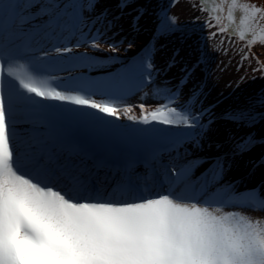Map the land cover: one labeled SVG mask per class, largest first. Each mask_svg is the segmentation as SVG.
Listing matches in <instances>:
<instances>
[{
    "label": "snow or ice",
    "instance_id": "6c2138e0",
    "mask_svg": "<svg viewBox=\"0 0 264 264\" xmlns=\"http://www.w3.org/2000/svg\"><path fill=\"white\" fill-rule=\"evenodd\" d=\"M182 2L204 15L208 39L243 43L247 34L248 50L264 46V0H169L167 7ZM118 6L128 8V0ZM96 7L95 0H0V264H264V185L231 192L227 203L240 211L225 212V201L185 191L191 162L173 159L184 143L201 144L213 124L211 110L197 108L202 89L182 96L198 63L184 69L180 87L162 91L153 84L152 61L142 60L114 77L101 100L86 82L61 87L37 79L77 48H101L115 18ZM237 23L236 36L226 35ZM177 26L178 16L164 11L158 31ZM242 59H252L250 51ZM255 59L253 72L264 73V60ZM144 89L138 116L132 105L121 106L128 92ZM77 109L94 110L96 120L175 129L172 162L161 157L159 168L142 175L117 168L101 181L100 165L80 157L58 131L71 115H86ZM224 119L243 131L228 137L233 155L264 148V93ZM255 211L261 215L253 218Z\"/></svg>",
    "mask_w": 264,
    "mask_h": 264
},
{
    "label": "bare ground",
    "instance_id": "6f19581e",
    "mask_svg": "<svg viewBox=\"0 0 264 264\" xmlns=\"http://www.w3.org/2000/svg\"><path fill=\"white\" fill-rule=\"evenodd\" d=\"M156 1L128 0L129 7L124 9L118 6L120 0H95L96 12L106 13L110 19L115 18V26L113 29H108L101 48L99 50L87 46L77 48L69 53L66 58L69 60V58L75 57L77 63L76 61H73V64L69 62L67 64L70 66L63 67L57 73L46 74L42 72L37 79L47 81V86L59 83L61 87H64V79L66 78H70L73 80V84H77L81 82L78 77L82 80L89 77L86 81L89 90L96 93V98L101 100L108 91V86H105L102 80L99 81L100 78L98 79V77L106 73L111 75L122 74L128 68L127 66L130 67L142 60L150 59L154 65L153 84L163 91L180 87L179 82L185 75L184 69L198 63L199 67L182 87V96H189L193 89H202V94L199 97L201 103L197 105V108L203 106L210 109L209 115L212 116L213 124L209 134L202 140L201 144L184 143L185 147L186 144L188 147L192 144L197 145L196 148L189 150L191 154L186 162H191L190 164L201 163L212 158L214 153L223 155V153L229 152L228 155L233 157V154H231L233 153L232 141L228 137L230 135H242L243 131L225 120L224 117L228 113L249 108L253 101L261 93H264V78H262L264 73L253 72L252 70L257 64L256 57L259 60H264V46L257 44L248 50L246 48V34V40L243 43L237 37L229 44L224 37L217 36L213 39L212 46L203 44L202 49L195 48L190 42L191 35H198L205 40H211L208 39L209 30L200 26L204 20V15L200 16L199 23H193L194 20L188 19L189 9L183 2L178 8L169 9L167 7L169 2L166 4L162 2L159 5ZM164 11H168L169 14L175 13L178 16L176 31H158V28L161 27ZM138 15L140 18L136 21L135 17ZM224 23L227 24L226 21ZM106 27V23L97 25V28L101 30ZM229 27L232 28V31L226 35L236 36L237 31L240 30L239 24L229 25ZM222 40H224L223 43H221ZM64 42L66 43V41ZM110 44H115L117 50L110 51L108 47ZM245 51H250L252 59H242V53ZM90 61L91 64L89 65L88 62ZM93 77H96V79H93ZM5 91L7 93V89ZM144 91H149V89H144L138 94L128 92L121 106L132 105L134 107L133 114L138 116L139 109L135 106L141 101ZM144 102L150 107L155 104L152 96H148L144 99ZM56 106L69 107L67 105ZM78 111L79 113H91L94 116L100 115L95 113L94 110L77 109L76 112ZM207 119L208 116H205V120ZM82 121L86 122L88 120L84 118ZM102 121H109L110 124L118 126L121 124V128L125 126L123 129L135 134L138 132V127L141 130L146 128L152 130L157 126V129L163 128V133L176 135L175 129L165 126L160 127V125H143L133 123L127 119L110 121L106 117L102 118ZM67 130V124H63L62 128L58 129L65 140L69 139ZM255 131L259 133L261 129L257 128ZM73 150L76 152L75 149ZM235 156V159L226 158L227 162L230 163L228 167L233 168L234 171L225 175L223 180L221 179L223 181L221 183L230 182L243 173L246 178H244L245 181L250 184L247 189L259 186L262 183L261 181H264V148L257 147L249 153L236 154ZM84 159L88 161L86 157ZM202 166H204L203 163ZM209 174V176L207 175L208 179L212 180L214 175L211 171H209ZM240 189L236 187L235 191L241 192ZM220 206L225 212L235 211L239 213L240 211L239 206L234 208L230 203L227 205L221 204ZM253 207L259 209L261 205L256 202ZM249 215L255 218L260 216L261 213L255 211L250 212Z\"/></svg>",
    "mask_w": 264,
    "mask_h": 264
},
{
    "label": "rangeland",
    "instance_id": "374dc122",
    "mask_svg": "<svg viewBox=\"0 0 264 264\" xmlns=\"http://www.w3.org/2000/svg\"><path fill=\"white\" fill-rule=\"evenodd\" d=\"M156 1V0H155ZM159 5H161L162 4V2L164 3V4H166V3H168L169 2V0H157L156 1ZM189 11V16H188V19L190 20V18H191V20H194V17L195 16H197V15H199V16H201L202 14L201 13H194V12H192L191 10H188ZM191 37V39H190V42H192V45L196 48H198L199 47V49L203 46V44H205V45H208L209 46V44H210V46H212V42H213V39H211V40H205L204 38H201V36H196V35H191L190 36ZM203 48V47H202ZM201 48V49H202Z\"/></svg>",
    "mask_w": 264,
    "mask_h": 264
},
{
    "label": "water",
    "instance_id": "95a60500",
    "mask_svg": "<svg viewBox=\"0 0 264 264\" xmlns=\"http://www.w3.org/2000/svg\"><path fill=\"white\" fill-rule=\"evenodd\" d=\"M120 2H121V0H120ZM228 153L229 152H226V153H223V155H218V154H216V153H214L213 154V156H212V158H210L209 160H211L212 161V163H215L216 161L217 162H219L217 165H215V167H214V170L217 168V167H221L222 166V163L224 164L225 162H227V160H226V158H229V159H235L236 158V156L235 155H233V157H231V155H228ZM231 154H233V153H231ZM257 166V165H256ZM256 168V167H255ZM242 176H243V174H242ZM259 177H260V175H259ZM243 178H245L244 176H243ZM263 180H264V176H263ZM262 183H264V181H261Z\"/></svg>",
    "mask_w": 264,
    "mask_h": 264
}]
</instances>
